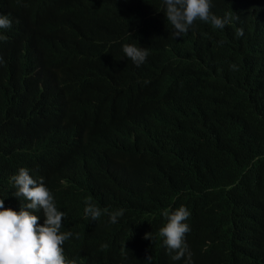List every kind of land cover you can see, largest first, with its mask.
Wrapping results in <instances>:
<instances>
[{"label":"trees","instance_id":"obj_1","mask_svg":"<svg viewBox=\"0 0 264 264\" xmlns=\"http://www.w3.org/2000/svg\"><path fill=\"white\" fill-rule=\"evenodd\" d=\"M19 4L0 0V13L12 21L0 41V116L17 103L10 88L33 91L41 76L67 74L74 117L114 128L97 141L81 136L80 154L95 160L54 197L71 220L84 199L111 213L124 209L116 223L104 215L90 222L114 235L101 264H179L133 256L134 239L159 224L157 211L179 204L206 210L195 216L201 235L188 236L192 264H264V0H212L214 15L233 10L239 19L223 29L196 24L180 38L163 0H35L17 19ZM113 43L149 54L137 67L123 47L109 50ZM111 109L119 119L100 116ZM12 141L0 130V174ZM140 152L136 164L151 166L154 182L129 166L119 170ZM235 179L251 195H235L225 182ZM124 240L132 243L126 253Z\"/></svg>","mask_w":264,"mask_h":264},{"label":"clouds","instance_id":"obj_2","mask_svg":"<svg viewBox=\"0 0 264 264\" xmlns=\"http://www.w3.org/2000/svg\"><path fill=\"white\" fill-rule=\"evenodd\" d=\"M163 3L166 19L174 28V38H180L196 24L210 22L214 28L223 29L225 25L232 27L234 20L239 19L233 10L225 11L224 18L214 15L212 0H163ZM34 4L35 0H20L15 9L17 19L26 17ZM11 26V19L0 13V41L7 39L5 34ZM243 35V29H237V36ZM121 47L137 67L149 54L146 48L134 44L113 43L109 50ZM4 62L0 55V77L5 73ZM41 79L33 91L10 88L17 103L0 116V130L7 131L13 140L7 166L0 174V189L8 191V195L0 194V264H101L105 257L109 260L106 248L114 235L103 230L102 224L90 222L104 215L107 222L116 223L124 209L111 213L104 205L84 199L78 218L71 220L56 206L54 197L70 185L71 178L78 181L95 160L80 154L85 142L81 136L97 141L105 132L114 135V128H99L91 118L74 117L77 107L69 92L67 74ZM107 114L116 115V111L111 109L100 116ZM131 139L134 140V135ZM141 154L134 161L120 164L119 170L129 166L137 173L142 165L136 164L142 160ZM225 182L227 187L238 189L235 195H251V190L239 179ZM204 211H192L184 204L161 207L156 213L159 224L134 239L139 253L133 256L147 261L152 255L170 256L179 264H184L187 256V264H192L187 240L191 232L201 235L195 216ZM72 241L74 244L69 246ZM128 242H121L125 253ZM93 255L97 256L89 261ZM194 264L202 263L196 260Z\"/></svg>","mask_w":264,"mask_h":264},{"label":"crops","instance_id":"obj_3","mask_svg":"<svg viewBox=\"0 0 264 264\" xmlns=\"http://www.w3.org/2000/svg\"><path fill=\"white\" fill-rule=\"evenodd\" d=\"M137 175L144 180L154 182L153 180L150 179L152 178V167L151 166L141 165L139 168V171L137 172Z\"/></svg>","mask_w":264,"mask_h":264},{"label":"bare ground","instance_id":"obj_4","mask_svg":"<svg viewBox=\"0 0 264 264\" xmlns=\"http://www.w3.org/2000/svg\"><path fill=\"white\" fill-rule=\"evenodd\" d=\"M11 87H12V85H11ZM108 149V148H107Z\"/></svg>","mask_w":264,"mask_h":264}]
</instances>
